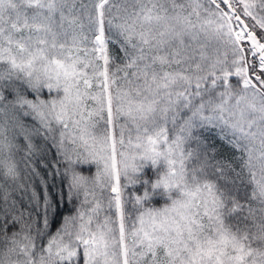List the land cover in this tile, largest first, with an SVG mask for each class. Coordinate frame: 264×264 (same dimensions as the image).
<instances>
[{
  "label": "snow or ice",
  "instance_id": "snow-or-ice-1",
  "mask_svg": "<svg viewBox=\"0 0 264 264\" xmlns=\"http://www.w3.org/2000/svg\"><path fill=\"white\" fill-rule=\"evenodd\" d=\"M34 137L80 201L54 233ZM139 161L169 206L126 196ZM0 264H264V0H0Z\"/></svg>",
  "mask_w": 264,
  "mask_h": 264
},
{
  "label": "trees",
  "instance_id": "trees-1",
  "mask_svg": "<svg viewBox=\"0 0 264 264\" xmlns=\"http://www.w3.org/2000/svg\"><path fill=\"white\" fill-rule=\"evenodd\" d=\"M111 54L115 57L116 62L119 63L121 59L120 50L110 45ZM29 98H33L32 93H28ZM53 93L52 96H56ZM11 98V96H9ZM42 98L49 99V93L47 90L42 92ZM28 123H32L30 118H26ZM201 139L204 141L206 147L209 149V154L215 156L216 159H232L238 155L234 149L227 143L225 139L219 133L218 129L203 130L201 133ZM21 144L23 139L21 138ZM34 143L40 150L39 153L33 158V166L36 169V173L28 176L25 183L30 182L37 192L43 196L45 189L48 195L55 203V214L51 217V231L55 232L57 228L62 224L65 216L74 215L76 209L79 207L80 201L73 199L69 201L67 199V180L57 174V169L63 171L64 165L60 163V158L57 156L56 149L52 147L51 141H45L42 137H34ZM195 146V145H193ZM24 153L20 152L16 155V160L19 162V166L23 173L25 160L23 159ZM139 165H142L140 170L132 174L137 183L129 185L125 188L126 196L130 199L134 197H143L145 193L148 194V199L143 201L144 207L152 209H162L171 203L168 197L172 196L173 199L177 197L176 191H164L161 188H153V184L160 178V176L166 171V167L163 163L153 166L150 161H139ZM78 170L85 175H92L96 170L94 164L85 166H78ZM124 183H127L125 180ZM22 193H16L17 200H20ZM98 198L104 199L106 202L107 192H97ZM23 207L28 206V200H20ZM129 210L130 205H129ZM39 211V210H37Z\"/></svg>",
  "mask_w": 264,
  "mask_h": 264
},
{
  "label": "clouds",
  "instance_id": "clouds-1",
  "mask_svg": "<svg viewBox=\"0 0 264 264\" xmlns=\"http://www.w3.org/2000/svg\"><path fill=\"white\" fill-rule=\"evenodd\" d=\"M88 186L91 187V181L89 182V185Z\"/></svg>",
  "mask_w": 264,
  "mask_h": 264
},
{
  "label": "rangeland",
  "instance_id": "rangeland-1",
  "mask_svg": "<svg viewBox=\"0 0 264 264\" xmlns=\"http://www.w3.org/2000/svg\"><path fill=\"white\" fill-rule=\"evenodd\" d=\"M179 195V194H178ZM177 198H178V196H177Z\"/></svg>",
  "mask_w": 264,
  "mask_h": 264
}]
</instances>
